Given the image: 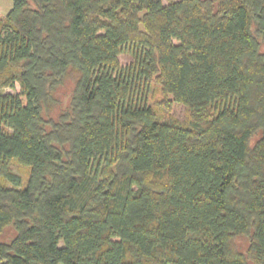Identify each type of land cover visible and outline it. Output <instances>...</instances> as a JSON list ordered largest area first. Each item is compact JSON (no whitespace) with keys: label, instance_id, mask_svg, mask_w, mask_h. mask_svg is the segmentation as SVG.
Returning a JSON list of instances; mask_svg holds the SVG:
<instances>
[{"label":"trees","instance_id":"obj_1","mask_svg":"<svg viewBox=\"0 0 264 264\" xmlns=\"http://www.w3.org/2000/svg\"><path fill=\"white\" fill-rule=\"evenodd\" d=\"M10 1L0 264H264V0ZM152 78L182 121L157 118Z\"/></svg>","mask_w":264,"mask_h":264},{"label":"rangeland","instance_id":"obj_2","mask_svg":"<svg viewBox=\"0 0 264 264\" xmlns=\"http://www.w3.org/2000/svg\"><path fill=\"white\" fill-rule=\"evenodd\" d=\"M165 4V0H163ZM12 7V2L10 0H0V15L5 16L8 11ZM260 41V52L264 51V42ZM120 63L122 65L128 64L132 59L128 54H120L119 56ZM73 87V80L68 78L65 79L60 85L57 86L54 96L57 99L55 105L51 106L50 115L55 119L57 115L63 111L70 100L71 93ZM4 93H16L19 91L18 84L15 85L14 88H5L0 90ZM147 101L148 104L152 105L155 113L157 114V118L159 119H170L175 118L177 120L182 121L185 118V108L179 104H172L171 112L166 109L165 100L171 99V96L163 94L158 83L155 82V78L151 80L150 89L147 92ZM257 138L254 136L251 140V143ZM12 171L20 175L23 183H25L28 176V168L17 164L16 162H12L11 164ZM15 234L12 226H8L4 228L2 233L0 234V241H9ZM250 243V233L242 234L234 236L229 244L230 250L235 253H240L242 255H247V249Z\"/></svg>","mask_w":264,"mask_h":264}]
</instances>
